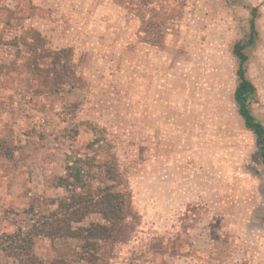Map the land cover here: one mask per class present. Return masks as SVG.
Masks as SVG:
<instances>
[{
  "label": "rangeland",
  "instance_id": "obj_1",
  "mask_svg": "<svg viewBox=\"0 0 264 264\" xmlns=\"http://www.w3.org/2000/svg\"><path fill=\"white\" fill-rule=\"evenodd\" d=\"M240 3L258 6L247 77L264 126V0H0V140L13 148L0 158V236L48 217L76 164L89 170L86 189L126 199L127 232L98 243L89 264H264L257 155L238 165L232 157L224 171L197 167L186 143L171 153V136L183 133L253 143L233 101L232 47L249 19ZM31 49L67 51L60 84L18 69L15 54L23 60ZM185 161L195 172L188 184ZM98 222L90 215L80 225ZM34 252L44 264H87L72 240L38 237Z\"/></svg>",
  "mask_w": 264,
  "mask_h": 264
},
{
  "label": "trees",
  "instance_id": "obj_2",
  "mask_svg": "<svg viewBox=\"0 0 264 264\" xmlns=\"http://www.w3.org/2000/svg\"><path fill=\"white\" fill-rule=\"evenodd\" d=\"M249 12L250 19L244 37L236 41L232 47V55L236 60L237 77L233 100L244 127L255 138V144L264 164V126L252 114L251 101L256 90L247 77L249 60L247 50L256 46L259 36L256 29V9L252 8ZM146 23L150 24L149 21ZM21 53V50H18L15 54L16 58L18 57L15 62L19 64L18 69L21 72L26 71L32 76L42 78L41 73L44 71L46 78L56 75L55 83L60 84L59 79L63 77V74L58 72L57 66H60L62 61L63 64L67 63L66 50L31 49L29 55L32 57L23 60ZM44 62L47 63L45 67H43ZM61 69L64 70L65 65H62ZM12 157L13 148L8 145L6 140H0V158L9 160ZM88 171L83 166L77 167L76 164L69 168L70 176L60 178L58 185L67 189V196L56 202L55 210L48 217L29 228H27L28 226L26 228L19 226L12 233L0 236V264H44L43 260L34 252L35 240L38 237L50 241L72 240L78 242L81 250L79 261H84L87 264L95 263L96 253L99 250L98 243H110L116 235H123L127 232L124 194L111 187L86 189L90 183L89 180H86ZM112 177L109 174V179ZM90 215H98L101 222L80 225Z\"/></svg>",
  "mask_w": 264,
  "mask_h": 264
},
{
  "label": "crops",
  "instance_id": "obj_3",
  "mask_svg": "<svg viewBox=\"0 0 264 264\" xmlns=\"http://www.w3.org/2000/svg\"><path fill=\"white\" fill-rule=\"evenodd\" d=\"M238 5L242 8H243V5L246 7L245 10L248 13L247 15H249V19H250L249 10L252 8L256 9L258 7L256 5H249V4H245V3L244 4L240 3ZM249 19H248V21H249ZM243 22H244V20H239L238 25L242 24ZM172 105L173 104L171 103V106ZM234 106H235V103H234ZM235 109H236V114H237L236 106H235ZM241 129H242L241 130L242 132H245V133L248 132L249 134H252L250 131H248L244 127L243 123L241 124ZM182 136H183L182 140L179 138L178 139H176V138L172 139V136H171V144L173 146L171 153H173L174 155H178L180 153L179 152V149L181 147L180 143H186L182 148L184 155H186L190 159L193 158L194 162L196 163V166L199 168L204 169L205 165H206L211 169L220 168V169H223L225 171V169H227L229 167L231 168L232 157H235V158H233V160L235 159L236 165H238V162L240 161L239 158L247 156V158H244L245 160L243 159V161H244V163L248 164L249 163L248 157L249 158H250V156L255 157V155H257V157H258L259 164L261 166H264V164L261 160V157L259 155L257 146L255 144L254 136L252 138L253 143H251V144H250V137L248 135H244V136L241 135L239 137L238 136L231 137V136H226V135L221 136V135H214V134H202V135L200 134V135H195V136L190 135L188 139L185 138V137H188L187 134L183 133ZM231 144H233V146H234L233 149L231 147ZM235 144H237V146H235ZM197 148H199V150H200L199 156L195 154ZM187 153H190V155L188 156ZM232 153H233V155L234 154L235 155L232 156ZM191 155H193V156H191ZM197 157H199L201 159L198 162L195 160V158H197ZM208 159H209V161L207 164V162H205L204 160H208ZM252 160L254 162L253 165H255L254 158ZM191 164H192V161H191ZM179 168L184 171V175H183L185 177L184 180H185L186 184H188L189 180L187 179V177H190L193 174H195L194 168L192 171H189V168H191V166H188L187 161H185V163L182 166H180ZM253 170L255 171V169H253ZM183 171H182V173H183ZM207 171L208 170H205V172H207ZM254 173H256V172H254ZM199 174L202 175L203 171H199ZM191 186H192V184L186 185L185 189L187 190V188H190ZM221 222H224V220H221L220 223ZM218 228H219V226H218Z\"/></svg>",
  "mask_w": 264,
  "mask_h": 264
}]
</instances>
